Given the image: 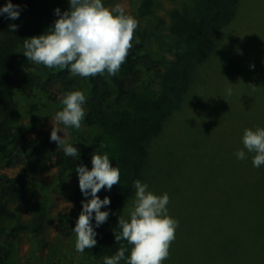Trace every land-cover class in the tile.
Here are the masks:
<instances>
[{
  "label": "trees",
  "instance_id": "trees-1",
  "mask_svg": "<svg viewBox=\"0 0 264 264\" xmlns=\"http://www.w3.org/2000/svg\"><path fill=\"white\" fill-rule=\"evenodd\" d=\"M117 1L104 0V3L106 7H113ZM165 1L171 8H165ZM6 2L0 0V6ZM12 3L21 5L23 11L16 21L0 17V172L2 169L19 171L14 177L0 173V264H103V258L113 255L121 244L131 249L127 241L116 242L114 234L121 231L119 218L128 219L135 198L134 181L152 185L151 191L157 195L166 192L175 198L168 205L172 217L176 215L174 210L188 209L179 202L180 195L184 194L179 185L184 178L176 170L179 168L174 157L180 149L162 153L161 148L166 139L174 138L191 154H209L195 140V143L189 140V134L200 129L202 134L196 139L202 140L204 135L218 144L211 170L217 169L219 163L228 169L219 178L201 179L194 190L204 196V183L208 180L210 191L222 199L230 197L231 205L241 198L238 201L244 207L235 215L244 223V228L252 222V214L261 217L264 228V166L253 167L251 153L245 160H238L234 155L243 148L244 129L264 127L242 124L245 117L255 112L253 99L258 94V86H263L260 79L264 72V47L261 46L262 51L251 47L256 64L247 63L249 72H257L253 76L255 89L246 81L250 75H226L219 68L225 62L242 70L243 64L224 41H244L255 33L248 31L247 35H239L237 25L244 10L251 8V0H130L132 14L139 24L125 63L115 76L109 77L105 72L87 79L73 77L66 69L28 62L22 54L25 39L41 35L54 26L58 19L54 9L68 10V0H12ZM161 10L165 11L163 17L159 15ZM13 23L18 25L15 32L9 31ZM212 75L216 76L220 92L206 101L204 90L211 83L207 78ZM228 88L232 90L231 95L227 93ZM73 90L85 92L86 117L80 129L64 131L65 139L78 148L80 160L66 156L62 148L50 141L49 135L29 138V133L62 109L63 95ZM178 111L185 116L179 117ZM187 116H191L187 120L188 132L179 130L174 136L181 118ZM234 128L238 131L231 132ZM235 137L239 139L233 141ZM97 151L107 153L112 166L119 167L120 183L97 193L101 199L110 198L108 209H101L110 210V215L95 229L96 246L81 254L75 250L76 234L72 229L81 212V201L91 197L82 195L75 169L81 162L91 169V155ZM218 154L222 155L218 157ZM227 157L234 164L227 163ZM51 169L55 171L52 180L44 182L42 175ZM221 178L223 184L231 183L233 188H222ZM56 192L66 195L73 206L69 214L54 216L59 242L49 245L42 235L51 214V195ZM26 213L31 216L29 220L22 218ZM177 219L181 226L187 222V217L178 214ZM257 232L249 235L255 236ZM19 233L31 238L27 252L31 263H21L19 256L11 258L6 250ZM237 234L235 231L227 237L224 247L229 254H221L223 263L219 264H264L261 236L262 242L251 247L253 254H249ZM171 246L173 251L163 264H174L180 256L176 247Z\"/></svg>",
  "mask_w": 264,
  "mask_h": 264
},
{
  "label": "clouds",
  "instance_id": "clouds-1",
  "mask_svg": "<svg viewBox=\"0 0 264 264\" xmlns=\"http://www.w3.org/2000/svg\"><path fill=\"white\" fill-rule=\"evenodd\" d=\"M68 4L66 11L61 12L59 7L54 9V15L58 17L54 26L41 35L25 39L22 54L28 62L47 68L66 69L73 77L87 79L105 72L109 77L117 75L133 46L138 20L119 4L106 7L104 0H68ZM22 11L21 5L7 0L0 6V17L16 21ZM17 29V24L9 25V31ZM231 92L228 88V95ZM85 103L83 90L65 93L61 99L62 109L53 118L55 124L63 125V128L53 126L50 133V141L62 148L66 156L79 157V160L80 152L65 139L64 130L81 128L86 117ZM242 143L243 148L234 153L236 158L245 160L251 153L253 167L264 166V127L244 129ZM91 165L89 169L81 162L75 169L82 195L91 197L81 201V212L72 229L76 234L75 250L81 254L85 249L96 246L98 233L95 229L104 224L110 215V210L101 211L102 208L108 209L110 198L105 196L101 199L97 193L101 189L111 190L113 185L120 183V169L117 165L112 166L107 153H93ZM133 187L135 198L128 219L119 218L121 231L114 234L116 242L127 241L131 249L121 244L113 255L103 258V264H121V261L124 264H163L169 257L170 245L180 225L169 214L168 193L157 195L140 180L134 181ZM126 252L130 254L126 256Z\"/></svg>",
  "mask_w": 264,
  "mask_h": 264
},
{
  "label": "rangeland",
  "instance_id": "rangeland-1",
  "mask_svg": "<svg viewBox=\"0 0 264 264\" xmlns=\"http://www.w3.org/2000/svg\"><path fill=\"white\" fill-rule=\"evenodd\" d=\"M130 0H119L115 5H121L125 9V11L129 14H132V7L129 3ZM165 8H171V4L168 1L164 2ZM251 8L248 6L244 10L243 16L240 18L239 23V35H247L248 31H254L253 35H250L244 41H228L226 39L224 42L232 47L234 57H237L238 61L243 64L242 70L235 69L230 64H226L225 62L219 65L220 71L226 75H234V74H246L248 76L246 81L248 82L250 88H256L254 84V77L257 76V72H249L247 63H255L252 58V48H257L262 51L261 46L264 47V0H251ZM109 7V6H108ZM159 15L162 17L165 16V11L161 10ZM254 16H258L259 18H254ZM166 19V17H165ZM254 20V22L252 21ZM166 21V20H165ZM167 22V21H166ZM166 26V25H165ZM252 47V48H251ZM224 52V50L222 49ZM230 51V50H229ZM231 55V54H230ZM262 55V52H261ZM260 55V56H261ZM232 56V55H231ZM264 62V61H263ZM256 64V63H255ZM264 70V63H263ZM220 72V73H221ZM207 80L211 81V83L205 87V95L204 100H209L213 97V94H218L220 92L218 82L216 81V76H209ZM213 81V82H212ZM260 81H263V86L259 85L257 88L258 94H255L253 99V110L255 111L252 116L245 117L242 121V124H257L264 125V72L261 74ZM220 85L223 82L219 81ZM246 84L244 85L245 88ZM259 107V113L257 114V109ZM192 108V107H191ZM194 111V109L192 108ZM179 117L185 116L183 113L179 112ZM191 117V116H189ZM187 116L178 124V128L174 131V136L180 130H184L188 132L190 128V123H187L189 119ZM54 118V117H53ZM53 118H50L42 123L40 127H38L34 132L29 133V138H33L37 134L39 135H49L51 133V129L53 126H59L55 124ZM179 120L178 118H174ZM197 120V119H195ZM53 125H52V123ZM60 127V126H59ZM191 129L194 130V127L191 126ZM197 129V128H196ZM231 132H237L236 128L230 129ZM66 136V133L64 131ZM198 134H202V129L195 134H189V140L197 142V145H200V149L209 151V154L195 153L191 154L189 149L182 148L181 144H179L177 139H166L165 143L162 145L161 152L169 151L172 152L174 149H180L178 153H176L174 159L177 160L176 164L179 169H176L177 172L180 171V174L183 176L184 180H182L181 186L182 192L184 194L180 195L179 202L181 206L186 207L188 209L185 210H174V205L171 207V211L174 210L176 213L175 217L177 219V214L181 215V217H187V222H183L182 226L176 230L175 240L171 243L174 245L179 253V258L173 261L174 264H219L223 263V256L221 254H225L228 256L229 251L225 250L227 243L226 239L229 237L231 233L235 231L238 232L237 238L241 242L245 243V252L249 254H253L251 247L259 244L264 240V228L263 222L261 221V217L257 214H252V222L249 223L244 228V223L240 220L239 217L235 215V213L244 207L242 203H240L241 198L235 200L231 205L232 199L230 197H224L223 199L220 197L221 195L213 194L208 188V180L204 183L205 194L204 196L201 193L195 191V187L201 179H210V178H219L223 173L227 174L226 170L228 167L224 166L223 163H219L217 169L211 170L212 161L217 158L213 155L215 148H218V144L214 143L213 139L209 140L207 136L202 137L201 139H196ZM58 135H63L62 133H58ZM181 135H183L181 133ZM204 139V140H203ZM239 138H233V141H237ZM194 142V143H195ZM188 143V142H184ZM164 149V150H163ZM170 149V150H169ZM178 149V150H179ZM174 153H172L173 155ZM222 154H218V157ZM227 163L230 162L234 164L228 157ZM180 163V164H179ZM173 169V168H171ZM167 169V170H171ZM239 172V169H237ZM19 169H2L0 173L6 174L9 177H14L17 175ZM54 169H51L49 172H46L42 175V180L44 182H50L54 175ZM223 178H221L220 185L222 188L228 190L233 188L231 183H222ZM224 182V181H223ZM174 185V184H173ZM152 185H149V190ZM176 187V185H174ZM172 198L170 197L169 204L172 205ZM202 199V200H201ZM242 201V200H241ZM196 203V206H194ZM51 214L46 223L45 231L42 235V238L46 240L49 245L57 244L59 242L58 238V230H57V218L54 216L58 213L69 214L71 209V204L67 199L66 195L61 193H53L51 195ZM133 204H131L132 208ZM197 207V209H196ZM23 207H21L22 209ZM21 209L19 211H21ZM171 215V214H170ZM235 215V216H234ZM29 214H22V218L24 220L30 219ZM180 221V219H177ZM181 223V222H179ZM248 229V230H247ZM247 230V231H246ZM257 232V235L251 236L249 233ZM261 236L262 240L259 238ZM240 242H238L240 244ZM170 245L169 255L173 251V247ZM31 247V238L24 233H19L16 239L11 241V245L6 249L8 254L12 257H21V263L32 262V259L29 255V250ZM226 262V261H225Z\"/></svg>",
  "mask_w": 264,
  "mask_h": 264
}]
</instances>
